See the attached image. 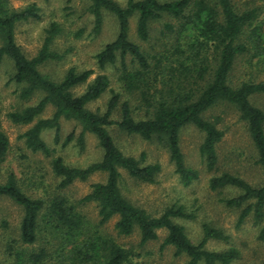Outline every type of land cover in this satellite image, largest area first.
I'll use <instances>...</instances> for the list:
<instances>
[{
    "label": "trees",
    "instance_id": "1",
    "mask_svg": "<svg viewBox=\"0 0 264 264\" xmlns=\"http://www.w3.org/2000/svg\"><path fill=\"white\" fill-rule=\"evenodd\" d=\"M90 1L96 34L102 29L103 10L113 13L118 21L116 38L106 43L95 56L97 65L104 70L119 60L123 87L129 94L138 95L145 112L140 117L135 115L130 100H123L122 93L110 88L105 72L96 74L91 81L93 69L69 67L60 81L42 73V64L60 61L68 53L52 47L61 32L60 25L51 22L45 29L41 48L36 55L28 57L16 41V26L22 21L39 20L42 17L40 8L31 3L15 9L8 0H0V65L5 58L12 60L15 69L12 80L21 86V100L29 101L37 91L44 93L36 103L7 114L13 123H32L20 138L32 151L50 155L52 150L42 137L43 131L54 129L58 143L60 120L73 119L82 128L77 136L78 144L83 148L85 134L90 132L98 139L103 155L85 167L68 165L62 156H54L51 164L60 177L59 186L64 188L76 180L86 181L96 172L107 174L105 181L93 183L90 192L74 203L62 195L49 200L32 197L21 188L16 174L10 172L0 181V196L22 207L19 239L26 247L13 253V262L0 264H137L133 258L139 253L132 248L113 238L86 233L85 219L78 208L89 202L97 204L100 224L118 216L115 227L119 235H131L138 230L140 247L157 240L158 230L166 229L161 246H173L176 255L185 254L188 259L183 264H232L240 257L237 246L231 244L221 250H210L206 246L210 239L229 241L230 235L224 230L205 223L202 239L195 243L184 225L177 221L179 218L194 219L193 211L182 204H174L160 215H152L122 193V170L138 180L154 183L162 167L160 163H144V153L140 158L125 154L110 128L116 125L122 132L148 140L163 138L181 183L188 186L199 178V171L185 162L180 142L182 129L194 125L204 133L200 154L206 169L216 171L217 144L224 130L218 127L217 121L206 118L205 113L221 102L230 103L246 123L256 149V163L264 173V110L252 102L254 95L264 93V79L259 80L252 71L264 66V30L261 25H253L264 6L239 8L233 0H127L125 5L117 0ZM134 15L138 16L136 31L142 41L150 39L153 21L164 17L177 20L175 23L167 20L163 26L162 35L173 37L170 48L166 46L164 51L151 54L132 41L129 27ZM80 35L81 32L77 33ZM242 59L249 66L246 67L248 76L237 80L233 73ZM83 84H86L85 90L75 94L74 88ZM157 84L161 86L159 93L157 87L150 93ZM107 90L111 97L106 111L89 109L88 104ZM49 105L54 106L52 116L41 117ZM118 109L120 119L116 120L113 115ZM74 137L72 131L62 145H68ZM10 145L0 117V173ZM209 186L212 190L239 189V194L220 200L227 207L240 210L237 226L252 216L254 224L259 226L257 239L264 242V182L254 185L239 174L222 171L209 179ZM42 232L49 238L45 244L27 250L39 240Z\"/></svg>",
    "mask_w": 264,
    "mask_h": 264
},
{
    "label": "rangeland",
    "instance_id": "2",
    "mask_svg": "<svg viewBox=\"0 0 264 264\" xmlns=\"http://www.w3.org/2000/svg\"><path fill=\"white\" fill-rule=\"evenodd\" d=\"M11 7L21 9L28 4L36 3L40 8L42 17L39 20L19 22L16 26V41L28 57L37 54L42 46L45 29L51 22H56L61 27V32L54 40L53 49L68 51L60 61H50L40 66V70L50 78L60 81L69 67L77 70L93 69L94 75L105 72L110 79V88L122 93V99H129L135 115L143 116L145 107L138 95L129 94L120 80V61L115 65H109L106 69H99L96 62V54L106 43L114 40L118 34V21L116 16L103 10L104 21L101 31L96 34L93 31L94 16L90 11V0H8ZM125 5L127 0H117ZM163 1V0H162ZM239 8L245 6H264V0H233ZM137 15L130 18V39L141 45L147 52L164 51L166 46L170 48L172 36L167 38L162 35L165 21L177 20L164 17L152 22L150 39L142 41L137 35ZM253 25H261L264 30V7ZM251 28V27H250ZM81 32L80 36L77 33ZM2 41L0 39V45ZM167 54V52H165ZM171 53V51H170ZM247 63L242 59L237 64L233 78L245 79L248 75ZM259 80L264 79V66L252 70ZM15 72L11 59L5 58L0 65V117L4 131L10 139V149L1 166L0 181H4L10 172H14L21 188L32 197H42L46 200L55 195L65 196L70 202H78L91 190L95 182L106 180L107 174L96 172L86 181L76 180L68 187H60V177L52 169V158L56 155L63 157L71 166L85 167L102 158L103 150L96 136L90 132L85 134V145L82 148L77 141V136L82 128L73 119L62 118L60 120V141L55 142L54 129H46L42 133L43 139L52 150L50 155L43 152H34L26 147L20 135L31 124L22 125L13 123L7 116L10 111L36 103L43 97L42 91H37L29 101L19 98L21 86L12 80ZM157 87V93L161 86L152 87L150 93ZM86 84L74 88L75 94H81ZM111 92L107 90L100 98L90 102L88 108L105 112ZM252 102L264 110V93L252 97ZM54 112V106L49 105L41 117H50ZM205 117L217 121L218 127L224 130L222 140L217 144L218 165L216 171H208L200 154V145L204 139V133L194 125L185 126L180 134L181 148L188 166L199 171V178L190 185L181 183L175 164L170 159V152L163 138L154 137L145 139L137 134L122 132L116 125L111 126L110 132L117 145L127 154L140 158L145 154L144 163H160L161 171L157 174L154 183L143 182L128 175L122 170L120 188L122 193L134 204L145 208L152 215H160L167 207L174 204H182L189 211L195 213L194 219H182L177 221L184 225L190 239L197 243L203 236V225L211 224L230 235L229 241L210 239L206 246L210 250H221L229 245H235L240 249V257L232 264H264V242L257 239L258 225L254 224L252 216L241 225L237 226L239 209L227 207L220 199L239 194V189L226 187L220 190H212L209 179L222 171H230L239 174L254 185L264 182L262 168L256 163V149L251 141L246 123L240 119L239 111L230 103L221 102L205 113ZM113 119H120L118 109ZM74 131V139L63 146L66 136ZM79 211L85 219L86 233L89 235H101L115 239L125 247L132 248L138 256L133 260L137 264H183L188 257L185 254L176 255L173 246L162 247V242L167 234L166 229L158 230L159 238L139 245L140 235L135 230L131 235H119L115 227L118 216H114L108 222L100 224L99 209L96 203L89 202L79 205ZM23 210L20 205L8 197L0 196V263H10L15 259V252L23 250L19 239L20 222ZM47 237L43 232L34 245H29L27 250L38 249L45 244ZM55 243V240H54ZM55 248V247H54ZM49 249H51L49 247ZM52 251V249H51ZM12 254V255H11ZM51 263H53L51 261Z\"/></svg>",
    "mask_w": 264,
    "mask_h": 264
}]
</instances>
